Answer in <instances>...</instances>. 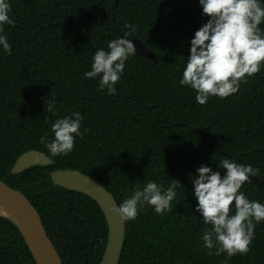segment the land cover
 <instances>
[{
	"label": "trees",
	"instance_id": "trees-1",
	"mask_svg": "<svg viewBox=\"0 0 264 264\" xmlns=\"http://www.w3.org/2000/svg\"><path fill=\"white\" fill-rule=\"evenodd\" d=\"M14 25H4L12 48L0 46V179L37 208L63 264H98L108 227L90 197L53 185L50 172L79 170L111 192L119 205L137 185L165 189L181 182L172 211L155 214L145 205L126 222L119 264H224L208 255L201 236L210 227L195 211L192 177L207 164L223 175L230 158L260 169L241 191L264 204V66L225 99L206 104L179 84L195 32L209 19L199 0H9ZM264 4V0H261ZM156 54L130 56L115 85L99 91L87 79L98 49L129 30ZM261 29L264 30V24ZM56 97L57 115L45 111ZM80 112L82 138L67 156L53 157L41 137L54 138L52 123ZM87 129V131H85ZM45 153L51 164L12 174L19 156ZM247 255L229 264H264V221L255 227ZM0 264H35L17 227L0 216Z\"/></svg>",
	"mask_w": 264,
	"mask_h": 264
},
{
	"label": "clouds",
	"instance_id": "clouds-1",
	"mask_svg": "<svg viewBox=\"0 0 264 264\" xmlns=\"http://www.w3.org/2000/svg\"><path fill=\"white\" fill-rule=\"evenodd\" d=\"M203 15L208 17L191 40L190 55L179 84L196 92L195 100L204 105L210 97L225 99L236 94L241 83L255 76L264 66V4L261 0H199ZM9 0H0V33L4 25H14ZM124 38L111 40L107 50L98 49L93 56L91 70L84 73L87 79L99 77V91L105 89L109 95L116 93L115 85L124 73L126 61L137 54L135 44L128 39L136 31L134 24L125 23ZM0 46L12 54L6 35H0ZM45 111L57 115L56 97L46 99ZM84 117L74 111L56 119L51 125L54 138L49 141L41 137L40 143L53 157L67 156L74 150L81 132ZM87 131V129H85ZM219 168L226 170L222 175L207 164L197 169L198 176L192 177L194 195L198 201L195 209L205 225L201 239L208 255H225L224 264H229L236 255H247L255 238V227L264 221V204L250 200L242 187L251 183V178L260 176V169L251 164L225 158ZM183 186L172 179L166 189L154 181L142 188L137 185L130 197L112 208L124 222L135 221L145 205L154 208L155 214L171 212L177 188Z\"/></svg>",
	"mask_w": 264,
	"mask_h": 264
},
{
	"label": "water",
	"instance_id": "water-1",
	"mask_svg": "<svg viewBox=\"0 0 264 264\" xmlns=\"http://www.w3.org/2000/svg\"><path fill=\"white\" fill-rule=\"evenodd\" d=\"M120 33L118 38H124ZM137 48V54L157 61L156 54L140 38L130 35ZM51 159L43 152L29 150L17 158L12 174H20L34 166H47ZM55 186L76 191L90 197L104 214L108 236L105 251L98 264H119L125 240L124 222L112 208L117 204L113 194L93 177L71 169H58L50 172ZM0 216L10 220L21 233L35 264H63V261L50 240L37 208L21 191L16 190L0 179Z\"/></svg>",
	"mask_w": 264,
	"mask_h": 264
}]
</instances>
